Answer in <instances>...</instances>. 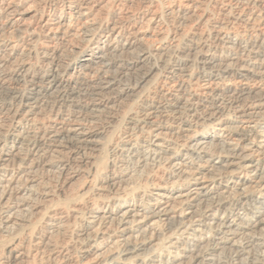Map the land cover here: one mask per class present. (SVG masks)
Here are the masks:
<instances>
[{
	"label": "bare ground",
	"instance_id": "1",
	"mask_svg": "<svg viewBox=\"0 0 264 264\" xmlns=\"http://www.w3.org/2000/svg\"><path fill=\"white\" fill-rule=\"evenodd\" d=\"M46 1L0 0V231L40 215L33 251L46 249L33 263L27 244L8 242L0 264H50L53 256L52 264H264V0H234L216 19L207 0H169L177 29L189 27L180 45L156 29L152 0H141L138 23L125 8L140 0L118 1L125 16L111 22L97 18L109 0H50L60 7L48 16ZM36 28L60 35L64 50L77 38L74 61L47 46L48 67H31L19 39L37 38ZM145 38L157 43L143 46ZM168 74L170 87L129 118L138 134L112 146L125 166L92 184L105 128L94 123ZM103 91L113 96L96 99ZM79 179L83 202L68 211L50 205L51 188L74 196Z\"/></svg>",
	"mask_w": 264,
	"mask_h": 264
},
{
	"label": "rangeland",
	"instance_id": "2",
	"mask_svg": "<svg viewBox=\"0 0 264 264\" xmlns=\"http://www.w3.org/2000/svg\"><path fill=\"white\" fill-rule=\"evenodd\" d=\"M121 2V0H109L108 1V3H107V6L99 13V14H97V18H99L100 20H102V21H104V22H109L110 20H112V21H115V20H117L116 18H115V15H118V17L119 16H125L124 14H119V8L121 7L120 6V3L119 2ZM139 1V0H138ZM211 1V2H210ZM217 0H207V3L209 2V4L207 5V3L204 5V10L210 15V17L211 18H214V19H216V18H219L220 16H221V13H222V10H223V8L225 9V8H227V5H230V6H233L234 7V3H235V1L234 0H218L217 2H216ZM230 1V2H229ZM47 3L43 6V8L41 9V11H43L44 12V14L46 15V16H48V15H50V14H52L54 11H58V9H59V7H60V3H57L56 1H54V2H51L50 0L49 1H46ZM110 2V3H109ZM226 2L228 3V4H226ZM214 3H216V4H214ZM59 4V5H58ZM110 4V5H109ZM119 4V5H118ZM144 4V5H143ZM152 8H154L157 12L159 11L160 12V15H161V17H160V19H158V22L156 23L157 25H156V29L158 28V29H161V31L163 32V34L165 35L166 34V36H168V38L166 39V42L169 40V38L170 37H172L173 36V34H175L176 35V37H178L177 39H180V40H178L179 41V45L181 44V40L184 38V32L182 33V29H184L185 30V32H187L188 30H189V27H187L188 25H186L185 26V28H182L181 30L179 29H177V27L179 28L180 27V25H179V22H178V19H177V17H176V14H175V12H172V13H170L169 11H170V8H169V6H170V3H169V0H152ZM169 4V5H168ZM211 4V5H210ZM56 5V6H55ZM58 5V6H57ZM109 5V6H108ZM217 5H218V7H217ZM145 6H146V3H144L143 1H139L138 2V4H137V2L135 1V3L133 4V7L131 6L130 8L128 7V8H125L126 10H127V13L130 15V18H131V22H133V23H138V22H140V21H142V17H143V12L145 11ZM208 6V7H207ZM220 6H221V8H220ZM56 7V8H55ZM144 7V8H143ZM158 7V8H157ZM113 8V9H112ZM56 9V10H55ZM143 9V10H142ZM108 12H107V11ZM118 12H117V11ZM130 10V11H129ZM132 10V11H131ZM167 10V11H166ZM110 11V12H109ZM209 11H211V12H209ZM220 11V12H219ZM104 12V13H103ZM106 12V13H105ZM134 12V13H133ZM159 12H158V14H159ZM218 12V13H217ZM141 13V14H140ZM169 13V14H168ZM212 13L214 14V15H212ZM107 14V15H106ZM135 15V17H134V15ZM172 16H171V15ZM100 15V16H99ZM110 15V16H109ZM127 15V14H126ZM163 16H165V17H163ZM113 17V18H112ZM117 17V18H118ZM107 18V19H106ZM123 18V17H122ZM165 18H166V20H165ZM172 20H171V19ZM104 19V20H103ZM137 19V20H136ZM138 19H140V20H138ZM170 19V20H169ZM160 20V21H159ZM136 21V22H135ZM175 21V22H174ZM1 22V21H0ZM111 22V21H110ZM164 24V25H163ZM160 25V26H159ZM207 25L208 26H210V23L208 24V22H207ZM207 25L206 24H204V26H203V28H204V31H209V29H210V27H207ZM175 26V27H174ZM163 27V28H162ZM166 27V28H165ZM184 27V26H183ZM181 28V27H180ZM208 28V29H207ZM166 29V30H165ZM167 30H170V31H167ZM175 30V31H174ZM187 30V31H186ZM39 30H38V28H36V30H35V32L36 33H39L36 37L37 38H32V39H30V40H28V38L29 37H27L26 36V34L25 35H23V36H21V38L19 39L20 41H19V43H20V45H22V47H24L25 48V46H26V43L28 42V48L30 47H32L31 49L29 48H27V46H26V50H25V52L27 53V55H26V53H25V55H26V58L28 59V62H29V64L31 65V67H33V68H39L40 66L42 67H40V69H46L47 67H48V61H47V59H44L45 57H44V54H43V48H47V46H52V47H56V48H58L59 50H60V52H62V57H63V59H64V61L65 62H73L74 61V59H75V57L77 56V51L76 50H78L77 48H78V45L80 44L79 43V41H78V39L77 38H75V37H69V38H67V40L69 41V49H63V47H62V45L64 46V43L62 44V42H61V37H60V35H59V38H58V35H54V37L52 36H50L49 38H46L45 36H43V34L41 35V31L40 32H38ZM178 31V32H177ZM180 33H182V34H180ZM240 31H236V33H234L235 34V36L238 38V39H242V40H244V39H247L248 38V36L249 35H243V33H241ZM9 35V34H8ZM11 35V34H10ZM174 35V36H175ZM180 35V36H179ZM182 35V36H181ZM243 35V36H242ZM24 37V38H23ZM241 37V38H240ZM58 38V39H57ZM70 38L71 39H73L72 41L70 40ZM148 38V37H147ZM147 38H145V41H143V43H145V44H143V46H151V45H153V44H156L157 43V41H155V40H153V39H151V41H150V38H149V44H148V42H147ZM244 38V39H243ZM21 39H22V41H21ZM41 39V40H40ZM55 39H56V41H55ZM147 39V40H146ZM27 40V41H26ZM44 40H46L45 42H43ZM51 40V41H50ZM60 40V41H59ZM40 41V42H39ZM50 41V42H49ZM177 41V42H178ZM36 42V43H35ZM38 42H39V44H38ZM59 42H61V43H59ZM78 42V43H77ZM44 43V44H43ZM78 45H77V44ZM210 43V42H209ZM24 44V45H23ZM32 44V45H31ZM46 44V45H45ZM54 45V46H53ZM35 46V47H34ZM38 46H42L41 48L40 47H38ZM45 46V47H44ZM34 47V48H33ZM38 47V48H37ZM225 48V47H224ZM223 48V50L222 51H224L225 49L227 50V48H225L224 49ZM39 49V50H38ZM28 50H31V51H29L28 52ZM41 50V51H40ZM73 50H75V51H73ZM40 51V52H39ZM66 51H68V52H66ZM70 51V52H69ZM73 51V52H72ZM34 52V53H33ZM30 53V54H29ZM37 53V54H36ZM40 53V54H39ZM71 53V54H70ZM32 54H33V56H32ZM69 54V55H68ZM74 54V55H73ZM73 55V56H72ZM35 56V57H34ZM69 56H71V57H69ZM42 57V58H41ZM37 58V59H36ZM31 59V60H30ZM40 60V61H39ZM44 61V62H43ZM31 62V63H30ZM40 62V63H39ZM46 62V63H45ZM35 64H37V65H35ZM41 64V65H40ZM47 65V66H46ZM46 66V67H45ZM197 68V69H196ZM192 70H194V72H200V71H202V69H201V67L200 66H197L196 67V65L195 66H193L192 67ZM80 71V70H79ZM82 72V71H81ZM81 72H79V73H81ZM72 76H76L77 74H78V70H76V73L74 72V73H70ZM75 74V75H74ZM80 75H83L84 77H86V78H89V79H91V80H97L99 77H101L102 75H101V73H98V72H94L93 74L92 73H85V72H82ZM92 75H95V76H92ZM168 75H169V77H168ZM168 75H166V78H160V80H159V78H156L157 80H153L152 82H150L148 85H146V86H144L143 88H141V90L139 89V91L137 92V95H136V93L134 94V96H132L133 97V99H132V97L131 98H128V100H122V101H120V102H118V101H114V103L113 104H115L114 105V108H113V112L110 114V117H107V119L106 118H104L103 117V113H101V117L96 121V123H94V125H97L96 127H107L106 129L104 128V138H103V146H102V150H101V153H99V155L94 159V163L95 164H93V167H92V169H90L89 171H90V173H91V177L90 178H92V180H94V181H92L90 178H88V179H90L91 180V183L93 184H95V185H97V183L99 182V180H96V179H94L95 177L97 178L98 176V178L97 179H100L101 178V176H103V175H105V173L108 175L110 172H111V170H112V168H113V170H115V171H117V170H119L121 167H123V166H125V162H124V159L121 157V156H119V153L118 152H113L111 149H113L112 148V146L114 145V144H117V145H120V139L122 138V136H125L126 134H128V135H137L138 134V131L136 130V129H134V130H132V128H133V124L132 123H129V118L130 117H136V118H139V117H141V107L143 108V107H145V103H155L154 101H157V99H158V97H157V95H158V90H160L161 88L162 89H167L168 87H170V85H171V78H172V76H170V74H168ZM87 76H89V77H87ZM90 76H92V77H90ZM157 77H159V76H157ZM159 80V81H158ZM154 81H157V82H154ZM166 83H165V82ZM163 82V83H162ZM202 81H199L198 83L200 84ZM152 83H155V84H152ZM159 85H158V84ZM169 86H168V85ZM152 85V86H151ZM163 85V86H162ZM148 86V87H147ZM160 86H162L161 88H160ZM168 86V87H167ZM149 87H151V91H150V88ZM152 87H153V89H155V90H153L152 89ZM147 88V89H146ZM142 89L144 90V92L143 93H141L142 92ZM145 90H147V92L145 91ZM156 91V92H155ZM146 92V93H145ZM154 92V93H153ZM105 94H107V95H105ZM113 93H112V91L111 92H107V91H103V95L102 94H100V95H96L95 96V98L96 99H103L105 96L107 97L108 95H109V97H111V96H113L112 95ZM145 94V95H144ZM155 96H154V95ZM105 95V96H104ZM144 95V96H143ZM97 96H98V98H97ZM101 97V98H100ZM136 97V98H135ZM141 99H140V98ZM145 98V99H144ZM153 99H154V101H153ZM97 100V101H98ZM116 102V103H115ZM123 104H122V103ZM128 102V103H127ZM112 104V103H111ZM126 104V105H125ZM138 104H140V105H138ZM143 104V105H142ZM119 105V106H118ZM122 106V107H121ZM116 107V108H115ZM140 109H139V108ZM120 108H121V110H120ZM123 108V109H122ZM119 110V111H118ZM134 110H137V111H133ZM141 112H140V111ZM131 111V112H130ZM116 115H115V114ZM134 113V114H133ZM103 114V115H102ZM113 114V115H112ZM104 118V119H103ZM112 118V119H111ZM105 119H106V121H105ZM112 120L111 122L109 121V120ZM115 119V120H114ZM117 119V120H116ZM103 120V121H102ZM126 120V121H125ZM127 120H128V122H127ZM104 122V123H103ZM106 122H109L108 123V126H107V123ZM127 122V123H126ZM111 123V124H110ZM114 123V124H113ZM124 124V125H123ZM106 125V126H105ZM114 125V126H113ZM116 125V126H115ZM128 125V126H127ZM127 126V127H126ZM109 128V129H108ZM125 129V130H124ZM107 130H109L108 132H107ZM123 130H124V134H123ZM126 131V132H125ZM135 131V132H134ZM106 136V137H105ZM136 137V136H135ZM117 138V139H116ZM104 150V151H103ZM111 150V151H110ZM115 154V155H114ZM117 156V157H116ZM119 157V158H118ZM117 158V159H116ZM115 159H116V161H115ZM121 159V160H120ZM123 159V160H122ZM107 161H109L108 163H107ZM118 161V162H117ZM116 164H115V163ZM56 164H60V162H56ZM109 164H111V166L109 165ZM74 166L72 167L71 165V170L72 169H74V168H78L79 166L77 165H75V164H73ZM121 165V166H120ZM108 167L111 169H108ZM81 168H85L84 170H87V168L86 167H83V166H81L80 167V169ZM94 168V169H93ZM118 168V169H117ZM107 169V170H106ZM104 170V171H103ZM100 171L103 173V172H105V173H100ZM106 171H108V172H106ZM101 176H100V175ZM98 175V176H97ZM51 176V175H50ZM52 180L51 181H49L50 182V185H56L57 183L53 180V178H51ZM81 180H82V178H81ZM81 180L79 179V180H77L76 182H75V184L72 186V188H74V190L73 191H75V194L76 195H74V196H69L68 197V193H61L59 190H58V188H56V187H53V188H51L52 189V191H53V197H52V201H51V206L52 207H58V206H61L62 207V205H63V208H64V210L65 211H68V209H70L71 208V206H72V204H76V205H78V204H80L81 202H83V199L85 198L84 197V195L82 196H80V194L78 195V193H82V192H79L78 191V188H79V185H80V182H81ZM83 181H84V179H83ZM96 182V183H95ZM56 183V184H55ZM77 191V192H76ZM60 193V194H59ZM56 194V195H55ZM67 195V196H66ZM86 195V194H85ZM83 197V198H82ZM75 199L74 200V202L72 203V201L73 200H71V199ZM82 198V199H81ZM70 201H69V200ZM77 199V200H76ZM79 199H81V201L79 200ZM79 200V201H78ZM78 202V203H77ZM68 207V208H67ZM248 207V206H247ZM45 210H43V212H44ZM38 216V217H37ZM36 217H32L29 221H27L28 223H24V225H22V226H20L19 228H16V229H14V230H12V231H7V230H1L0 231V248L2 249L3 248V246H4V244H7L8 242L9 243H19L20 241V243H24L26 246H27V250H29V254H28V260L30 261V259L33 261H35V262H33V263H37L39 260V257H40V254L41 253H45V251H46V249H39V251H37L36 253L33 251V248H35V239H36V236H38V235H40V233H42V231H43V222H42V220H41V218H40V215H37ZM40 219V220H39ZM32 222V223H31ZM70 224H72V222L70 221ZM43 225V226H42ZM39 226H41V227H39ZM36 230V231H35ZM37 232V233H36ZM29 236V237H28ZM34 237V238H33ZM17 239V240H16ZM22 239H24V240H22ZM52 239L54 240V241H60V237L58 238H56L55 236L54 237H52ZM56 239V240H55ZM58 239V240H57ZM26 241H28V242H26ZM32 242H34V243H32ZM32 246V247H31ZM30 248V249H29ZM32 248V249H31ZM0 249V250H1ZM38 250V249H37ZM41 250V251H40ZM31 251V252H30ZM41 252V253H40ZM33 254H34V257L32 258V256H33ZM30 255H31V257H30ZM42 255V254H41ZM38 257V258H37ZM54 257V256H53ZM53 257H50V260L49 259H47V260H49L48 262L50 263V264H52V262L53 261H56L57 260V258L55 257L54 259H53ZM143 260H144V262H146L147 260H148V258H150V254H148L147 253V255H146V253H145V255L143 254H141V256H140ZM146 257V258H145ZM117 259V260H116ZM36 260H38L37 262H36ZM52 260V261H51ZM115 260H116V262H120V261H122V259L120 258V256L119 255H117L116 256V258H115ZM32 261L30 262V263H32ZM131 262V263H130ZM224 262V261H223ZM229 262V259H227V258H225V264H229L228 263ZM124 264H133V262H132V260L130 259V260H126L125 262H123ZM223 263V264H224ZM54 264V263H53ZM148 264V263H147Z\"/></svg>",
	"mask_w": 264,
	"mask_h": 264
}]
</instances>
